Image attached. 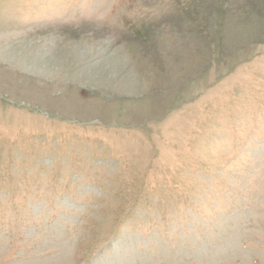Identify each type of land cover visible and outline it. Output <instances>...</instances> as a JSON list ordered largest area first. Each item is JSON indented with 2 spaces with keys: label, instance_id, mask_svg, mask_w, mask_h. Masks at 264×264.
Segmentation results:
<instances>
[{
  "label": "rangeland",
  "instance_id": "obj_1",
  "mask_svg": "<svg viewBox=\"0 0 264 264\" xmlns=\"http://www.w3.org/2000/svg\"><path fill=\"white\" fill-rule=\"evenodd\" d=\"M0 264H264V0H0Z\"/></svg>",
  "mask_w": 264,
  "mask_h": 264
}]
</instances>
